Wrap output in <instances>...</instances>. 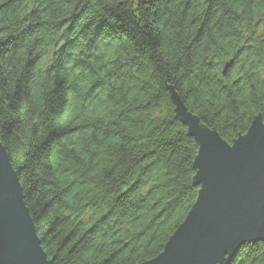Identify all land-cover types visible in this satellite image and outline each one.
I'll return each instance as SVG.
<instances>
[{"label": "trees", "instance_id": "16d2710c", "mask_svg": "<svg viewBox=\"0 0 264 264\" xmlns=\"http://www.w3.org/2000/svg\"><path fill=\"white\" fill-rule=\"evenodd\" d=\"M171 92L227 143L264 120V0H0V142L52 264H141L182 223Z\"/></svg>", "mask_w": 264, "mask_h": 264}, {"label": "water", "instance_id": "95a60500", "mask_svg": "<svg viewBox=\"0 0 264 264\" xmlns=\"http://www.w3.org/2000/svg\"><path fill=\"white\" fill-rule=\"evenodd\" d=\"M171 95L176 117L197 143L193 184L198 191L162 251L141 264H229L241 245L264 242V120L254 117L243 135L227 143ZM0 264H52L1 142Z\"/></svg>", "mask_w": 264, "mask_h": 264}]
</instances>
